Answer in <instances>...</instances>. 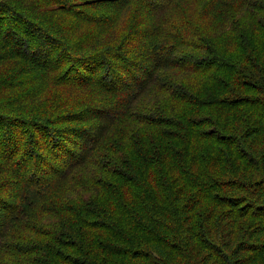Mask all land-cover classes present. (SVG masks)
I'll use <instances>...</instances> for the list:
<instances>
[{"label":"trees","instance_id":"obj_1","mask_svg":"<svg viewBox=\"0 0 264 264\" xmlns=\"http://www.w3.org/2000/svg\"><path fill=\"white\" fill-rule=\"evenodd\" d=\"M0 264H264V0H0Z\"/></svg>","mask_w":264,"mask_h":264}]
</instances>
